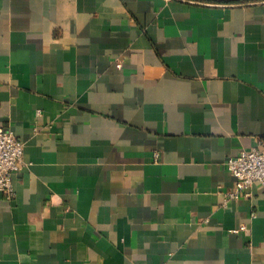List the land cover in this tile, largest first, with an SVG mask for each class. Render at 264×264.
Returning <instances> with one entry per match:
<instances>
[{
	"label": "crops",
	"instance_id": "0c3cea01",
	"mask_svg": "<svg viewBox=\"0 0 264 264\" xmlns=\"http://www.w3.org/2000/svg\"><path fill=\"white\" fill-rule=\"evenodd\" d=\"M0 126V264H264V0H0Z\"/></svg>",
	"mask_w": 264,
	"mask_h": 264
},
{
	"label": "built area",
	"instance_id": "2783aa9c",
	"mask_svg": "<svg viewBox=\"0 0 264 264\" xmlns=\"http://www.w3.org/2000/svg\"><path fill=\"white\" fill-rule=\"evenodd\" d=\"M121 66L119 62L116 63ZM24 143L7 126H0V193L12 199L15 192L13 175L23 164ZM226 169L235 177L234 186L224 192L227 199L249 198L251 187L259 183L264 187V138L257 139L248 149L242 148L235 156L226 159ZM246 230L245 225L232 229L233 232Z\"/></svg>",
	"mask_w": 264,
	"mask_h": 264
}]
</instances>
